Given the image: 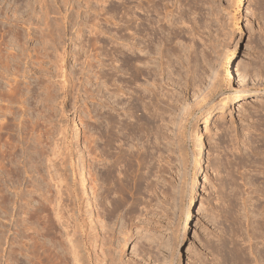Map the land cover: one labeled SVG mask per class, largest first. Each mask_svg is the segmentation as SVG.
Returning a JSON list of instances; mask_svg holds the SVG:
<instances>
[{"label":"rangeland","instance_id":"obj_1","mask_svg":"<svg viewBox=\"0 0 264 264\" xmlns=\"http://www.w3.org/2000/svg\"><path fill=\"white\" fill-rule=\"evenodd\" d=\"M27 1L0 0L33 25L0 22L5 51L36 57L26 113L0 70V264L33 236L38 264H264V0Z\"/></svg>","mask_w":264,"mask_h":264},{"label":"bare ground","instance_id":"obj_2","mask_svg":"<svg viewBox=\"0 0 264 264\" xmlns=\"http://www.w3.org/2000/svg\"><path fill=\"white\" fill-rule=\"evenodd\" d=\"M29 1L30 0H28L27 1V3H26V7L28 6L29 7ZM242 1H240V3H241ZM23 5V4H22ZM5 7L6 8H8V6H1V2H0V15H2V17L0 16V22H4V23H6V28H8V30L7 31H9L10 30V28H13V27H16V28H18V27H22V28H24L25 30L24 31H26V34L27 35H25V38L27 39L28 38V36L32 33L31 31L33 30H31V28H33L32 26V22L28 19V18H30V17H27V19H25V18H23V20H19L20 18L19 17H17V16H11V15H9V13L7 12V11H5L6 9H5ZM25 8V7H24ZM5 9V10H4ZM8 9H10V8H8ZM31 9V8H30ZM24 11L25 12H22V14L24 15V13H26V14H30V12H29V10L28 9H24ZM15 14L14 15H16V12H14ZM29 16V15H28ZM31 16V15H30ZM49 17V16H48ZM19 18V19H18ZM25 19V20H24ZM48 20V19H47ZM48 22H50L49 20H48ZM47 22V23H48ZM7 24H9L8 26H7ZM32 25V26H31ZM49 25V24H48ZM51 25V24H50ZM4 27V26H3ZM15 28V29H16ZM21 29V28H20ZM53 29V28H52ZM55 29V28H54ZM13 30V29H12ZM17 31L19 32V30L17 29ZM16 31V32H17ZM12 32V31H11ZM15 32V33H16ZM17 32V33H18ZM21 32H23L22 31V29H21ZM51 32V31H50ZM16 33V35H18ZM54 33V32H53ZM57 33V32H56ZM13 34V33H12ZM20 34V33H19ZM52 33H50V35H51ZM16 35H15V37H16ZM56 35V34H55ZM60 35V34H59ZM59 35H57V36H59ZM21 36H22V33H21ZM61 36V35H60ZM14 37V36H13ZM48 37V36H47ZM46 37V38H47ZM50 37H53L52 35L51 36H49V38ZM21 37H16V39H14L15 41H17L19 44L18 45H21V44H25L24 42L23 43H21V40L22 39H24L25 40V38L24 37H22V39H20ZM55 39V38H54ZM13 40V41H14ZM57 40V39H56ZM12 41V44L14 43ZM6 42L7 41H5V39H0V67L2 68V69H0V70H2V73H6V75L8 76H11V77H9L8 76V78H9V80H7V84H8V86H9V90H7L8 91V94H7V103H8V105H6V106H8L9 108H10V106H12V104H14V103H19V105L21 106V108L23 107V108H25V110L22 108V110H23V112H25L26 113V111H28V108H26L25 106H26V103H27V101H28V99H27V97L25 96L26 94H27V92H25V90L24 89H22V87H20V79H19V77L20 76H23V78H27V76H25V75H22L23 74V72L21 71V66H20V64H19V62H21V61H23V63H24V65H25V63H27L28 64V61H27V59H32V58H34L33 56L35 55H33V54H31V52H29L28 51V49L26 48V50L27 51H25V50H23V52L24 53H19V52H17V51H15V52H13L12 50H11V52H6L5 51V48L3 47V45L6 47L7 46V44L9 43V42H7V44H6ZM10 42H11V40H10ZM10 44V43H9ZM15 44V43H14ZM24 47V46H23ZM20 48V47H19ZM23 49V48H22ZM7 50V49H6ZM36 58V57H35ZM35 58H34V60H35ZM37 60H38V57H37ZM17 61V62H16ZM147 61V60H146ZM32 63V65H29L30 64V62H29V66L31 67V68H29L30 69V71H32L33 69H34V67H33V61H31ZM35 62V61H34ZM149 62V61H148ZM36 63V62H35ZM18 64H19V66H18ZM147 64V63H146ZM12 65H14L13 67H14V69H11L12 68ZM35 65V64H34ZM233 67V66H232ZM27 69V68H26ZM240 66H239V64H236V65H234V69L233 68H231V73H232V75H240V73H239V71H240ZM23 70V69H22ZM25 70V69H24ZM20 71H21V74H20ZM27 71V70H26ZM29 71V72H30ZM28 90H30V89H28ZM7 93V92H6ZM5 99V98H4ZM1 101V100H0ZM4 101H6V100H4ZM203 103V102H202ZM226 103L224 102L223 103V106L225 105ZM1 105V104H0ZM2 107V106H1ZM0 107V110L3 108H1ZM14 107V106H13ZM8 108V109H9ZM12 108V107H11ZM10 108V109H11ZM4 109V108H3ZM7 109V108H6ZM14 109V108H13ZM5 110V109H4ZM0 112H3L2 110L0 111ZM5 112H6V110H5ZM16 112V114H17V111H15ZM7 113V112H6ZM6 113H4V114H6ZM12 113H13V111H12ZM11 113V114H12ZM211 113H212V111H209V115H211ZM2 114V113H1ZM23 114V113H22ZM132 115V114H131ZM7 116V115H6ZM14 116V115H13ZM25 116V115H24ZM21 121V120H20ZM208 121V120H207ZM206 121V122H207ZM0 134H2V132L4 133V131H6V129H8L9 130V128H8V126H9V124H8V126L7 125H4V124H2V123H5V122H1L0 121ZM9 123V122H8ZM32 123V122H31ZM7 124V123H6ZM18 128H19V130L21 131V133H26L27 131H28V128H29V124H28V122H20V124L17 126ZM205 128L207 129L208 128V126L206 127L205 126ZM121 129L122 130H124V131H127V134H129V133H132V134H137L139 131H141V129L140 128H138V127H136V126H134V125H131V124H129V123H126V124H122V126H121ZM114 132V131H113ZM110 134H111V132H109ZM108 136H110V135H108ZM113 136L114 135H112V136H110L109 137V139H107V141H108V143H107V146L109 147L110 145H112V143H111V137H112V141H113ZM115 137V136H114ZM116 139V138H115ZM114 139V140H115ZM116 141H117V139H116ZM40 143V142H39ZM116 143V142H115ZM41 144V143H40ZM42 148V147H41ZM43 148H44V144H43ZM123 149V148H122ZM120 150L119 152H118V155H117V157H116V162L115 163H117V165H121V166H123V167H125V171H126V173H128V171L129 172H133L135 169H136V171H137V168H133L132 167V165H134V164H132L131 165V163H132V161H133V159L135 158L139 163H142V161H143V158L141 157L142 155L140 154V149L139 148H137V151H138V149H139V151H138V153L136 154V155H131V154H133V153H131L130 152V154H128V152H125V151H123V150ZM13 152L12 153H14L16 150H12ZM127 151V150H126ZM129 151V150H128ZM17 152V151H16ZM101 152V151H100ZM15 154V153H14ZM99 157H102V155L101 154H99ZM139 165V164H138ZM139 169V168H138ZM110 171H112V170H110ZM111 173V172H110ZM125 172H124V176H122V177H120L121 176V174H122V171H121V173H120V175L119 176H116V174H114V176L113 175H110V176H113V181H112V183H113V185L114 186H112L113 187V192L115 193V194H118L120 197H122V199L120 198L119 200H122L125 204L127 203L126 202V200H124V196H125V193H127V192H125L126 190H129V189H127L128 188V186H129V184H128V186H127V183H126V180L128 179L127 178V176H129V175H127ZM137 176H138V174H134V182L137 180ZM139 179V178H138ZM130 179H128L127 181H129ZM136 184H137V182H135ZM134 183V184H135ZM139 184V183H138ZM95 185H97V184H95ZM131 185V184H130ZM138 186V185H137ZM140 186V185H139ZM96 187V186H95ZM48 199H50V198H48ZM122 201H120V202H122ZM123 202L122 203H120L121 204V206L123 205ZM116 204H118V206L120 205L119 203H118V201H117V203ZM125 206V205H124ZM120 207V206H119ZM36 208V207H35ZM118 208V207H117ZM33 209H34V207H33ZM32 209V210H33ZM46 209V208H45ZM50 211V210H49ZM33 215H34V219H36V217H38L39 216V209L37 208V209H34L33 210ZM47 213H48V211H47ZM51 213V212H50ZM49 213V214H50ZM48 214V215H49ZM47 215V214H46ZM57 215V214H56ZM32 216V215H31ZM51 216V215H50ZM33 217V216H32ZM48 217V216H47ZM46 217V219H48ZM59 217V216H58ZM60 218V217H59ZM189 219H190V212H189ZM44 227H46V225H44ZM47 229V228H46ZM57 232H59V231H57ZM57 232H56V234H57ZM62 232V231H61ZM59 235V234H58ZM33 240V245H32V250H31V257H32V260H33V264H38V262L39 261H41L42 259H41V255H40V251H39V249H40V247H41V245H40V242H39V239L36 237V236H33V238H32ZM54 249V248H53ZM58 250V249H57ZM56 251V250H55ZM55 251H51V253H54V262L56 263V264H68V261H66V259H65V257L64 256H62V255H64V254H56L55 253ZM66 256V255H65ZM44 257H45V259L47 258V255H46V253H44ZM40 263V262H39Z\"/></svg>","mask_w":264,"mask_h":264}]
</instances>
